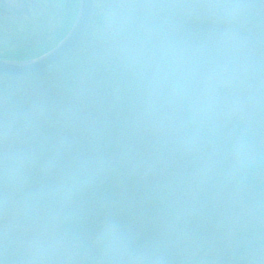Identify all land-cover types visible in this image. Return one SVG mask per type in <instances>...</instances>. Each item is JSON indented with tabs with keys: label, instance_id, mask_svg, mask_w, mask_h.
<instances>
[{
	"label": "trees",
	"instance_id": "16d2710c",
	"mask_svg": "<svg viewBox=\"0 0 264 264\" xmlns=\"http://www.w3.org/2000/svg\"><path fill=\"white\" fill-rule=\"evenodd\" d=\"M35 1L43 7L36 39L1 44L0 59L37 58L72 28L79 0L69 10L67 0ZM94 2L88 31L66 57L42 72L0 75V125L10 124L0 144V228L33 238L39 216L67 264H264V0ZM248 66L246 102L216 117L210 85ZM55 70L71 83L63 88L78 80L124 113L116 137L97 138L85 154L46 153L53 137L44 120L21 92L19 102L3 97L58 79ZM146 92L171 100L174 116L141 120L132 138L127 127ZM214 156L216 176L197 167ZM36 244L45 255L42 237Z\"/></svg>",
	"mask_w": 264,
	"mask_h": 264
},
{
	"label": "rangeland",
	"instance_id": "374dc122",
	"mask_svg": "<svg viewBox=\"0 0 264 264\" xmlns=\"http://www.w3.org/2000/svg\"><path fill=\"white\" fill-rule=\"evenodd\" d=\"M1 4L2 0H0V5ZM9 23H15L17 26L20 24L19 20H12ZM0 27V37L5 36L4 41L0 43L9 44L10 40L8 38L11 36L7 37V34H1L2 30L5 28L4 20L0 19ZM9 27L11 26H8V28ZM27 33L29 34V32ZM28 34L27 37L22 38L18 44H30L36 39V37ZM46 39L47 35L43 37L44 41ZM128 57L125 60L120 61V64L127 65L128 63H126V61L128 60ZM246 70V74L241 70L238 78H232L228 73L229 70L227 72L221 71L219 75L217 74V80L223 81L221 83L224 85L222 86L216 82H213V84L210 85V89L211 86H213V93L211 94L212 104L210 103V105H213V107L218 109L215 111L216 117L221 118L223 116V111L226 110L227 113L235 111L241 108V105L246 102L247 97L249 96L247 88L253 81L250 66H248ZM55 71L59 73L58 79L54 75L53 79L43 82V85L39 84L33 86V88H25L24 85L18 87L17 91L14 89L12 95L3 97L6 103H10L13 99L19 102L20 99L23 98L25 103L26 101L29 102L27 107L30 106L33 113H38L40 118L44 120L45 126L51 131V136L53 137V141H48L49 144H45V146L49 148L46 153H50L54 156L57 152H55L56 150H52L51 147L58 148L59 146L62 149H66L68 152L67 156L80 153L85 154L83 153V147L88 146L90 142L92 143L97 138L98 140H103L105 136L110 139H112L113 136L116 137L117 130H119L121 128L120 126L125 123L124 113H115L111 111L106 105H104L102 99L95 91L89 93L82 82L79 84L80 82H78V80H76L77 82L74 87L64 86L65 88H63L61 86L62 83L66 85H70L71 83L66 82L69 80L68 77H64L66 73L61 74L60 71ZM55 71L52 73H55ZM19 92L22 93L21 98L20 94L15 95ZM142 96V100L138 102L139 104L137 103L131 122L127 127V132L132 138H135L137 135L138 130L142 125H140L141 120L144 119L147 122L149 121V123H153V121L156 120V117L158 118L160 114H165L167 116L171 114V117L174 116L173 105L168 98L161 99L159 96L153 95L151 92H146V94L143 93ZM6 106L9 105L7 104ZM159 110L161 111L159 112ZM61 113L66 115V120L58 116ZM212 113L213 112L211 111V114ZM48 121H50L51 124ZM64 121L68 124L64 123ZM3 123L6 125L4 127L0 125V144L3 142V139L8 136L7 133H9L10 130L9 121ZM62 123H64V125ZM59 124L62 126H59ZM18 137L19 139L17 140H21L23 136L20 134ZM18 137H16L15 134L14 140ZM216 155H218V153H216ZM220 155L222 154L220 153ZM208 158V160H204L205 162H202V160L199 161L197 167L205 169L206 165V169H210V172L214 171L215 173L212 174L216 176L220 159L215 156L214 158ZM0 161H2V159H0ZM200 178V181L204 179L203 176ZM208 180L209 179L207 178V181ZM34 216L35 221L31 225V228L34 232H37L38 235L35 234L33 238L27 237V234H18L16 237L15 235L10 237L9 230L7 231L3 227L0 228V264H67V257L65 256V253L62 252L63 247L59 246V241H57L54 235L50 233L47 226H45V224L43 225V220L38 218L39 216ZM39 237H42L46 244V249L48 251L46 253L44 252L45 255L43 254V246L41 247L39 244H36ZM42 243L43 241L40 245ZM51 258H53V260Z\"/></svg>",
	"mask_w": 264,
	"mask_h": 264
},
{
	"label": "water",
	"instance_id": "95a60500",
	"mask_svg": "<svg viewBox=\"0 0 264 264\" xmlns=\"http://www.w3.org/2000/svg\"><path fill=\"white\" fill-rule=\"evenodd\" d=\"M70 1L67 2V9ZM94 0H79L76 20L67 35L45 54L25 61L0 59V75L24 76L42 72L72 52L83 40L91 23L94 11Z\"/></svg>",
	"mask_w": 264,
	"mask_h": 264
},
{
	"label": "flooded vegetation",
	"instance_id": "af4514ba",
	"mask_svg": "<svg viewBox=\"0 0 264 264\" xmlns=\"http://www.w3.org/2000/svg\"><path fill=\"white\" fill-rule=\"evenodd\" d=\"M38 12H43V7L35 0H2V4L0 5V19L4 20L5 28L1 34H7V37L11 36L8 38L10 41H20L22 38L27 37L28 33L26 32H29L28 35H33L31 34L32 31L37 30V28L39 29V25L42 23L41 20L37 19L41 18L43 20V17L39 16L37 18L39 15ZM12 20H19V26L15 23L10 24L9 22ZM8 26L11 27L8 28ZM16 33H21L19 39L12 38V35ZM4 39L5 36L0 37V42H3ZM0 44L5 45V43ZM14 46H21V44L17 43Z\"/></svg>",
	"mask_w": 264,
	"mask_h": 264
}]
</instances>
